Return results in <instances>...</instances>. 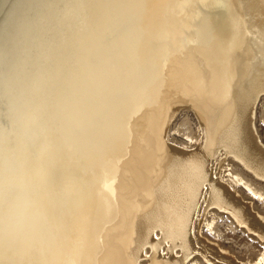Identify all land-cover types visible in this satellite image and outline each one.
<instances>
[{"label": "bare ground", "instance_id": "obj_1", "mask_svg": "<svg viewBox=\"0 0 264 264\" xmlns=\"http://www.w3.org/2000/svg\"><path fill=\"white\" fill-rule=\"evenodd\" d=\"M262 100L264 0H0V264H264L202 233L264 240Z\"/></svg>", "mask_w": 264, "mask_h": 264}, {"label": "rangeland", "instance_id": "obj_2", "mask_svg": "<svg viewBox=\"0 0 264 264\" xmlns=\"http://www.w3.org/2000/svg\"><path fill=\"white\" fill-rule=\"evenodd\" d=\"M191 109L192 108H189V109L182 108L180 112H178L177 116L173 120L172 125L170 127L171 132L169 134V138L172 143L180 147L194 145L198 142L197 137L190 138L187 135L191 129L194 132H200V129H201L199 127L200 124H199V120L197 119L198 117H196L194 110L193 109L191 110ZM263 109H264V100H262V102H260V104L258 105L257 120H256V125H257L256 127L264 143ZM177 127L178 128L180 127L181 129L177 130L176 129ZM228 160L231 162H229ZM228 160H227V164H225L223 167L224 173H228L229 170H227L228 169L227 166H229L228 163H230V165L232 166L234 165L235 169L244 171L246 175L248 173L247 177L250 180H252L259 188L264 189V182L258 180L254 176V174H252L251 172L245 170L241 163L236 161L234 158H229ZM227 182H229L232 188L240 192L244 197L251 198L252 201L254 202L255 207L259 211H261V213L264 214V198L263 197L261 198L260 196H258L259 194L256 192L254 194V191H252V189L250 188L248 189V187L244 183L242 182L236 183L234 180L231 179L229 175H227ZM218 208L219 207L213 205L211 206V208L208 209L209 212L207 211L206 220L202 224L203 238H208L209 240L216 242L222 248L229 250L232 255L237 256L239 259L241 258V259L247 260L251 253H255L258 255H261L262 253H264V240L260 239L256 235H253V233L250 232L246 228V226H243V224L240 225L239 223H237L236 220L232 217V215L228 213V211H225V210L222 211L221 208H219L218 210ZM209 217L215 218V219L217 218L216 222H217L218 230H215L214 228L208 226L206 221ZM234 223H235V226L233 227L232 224ZM195 254L198 255L199 253H195ZM195 254L193 256H196ZM209 263L216 264V263H212L208 261L205 262V264H209Z\"/></svg>", "mask_w": 264, "mask_h": 264}]
</instances>
